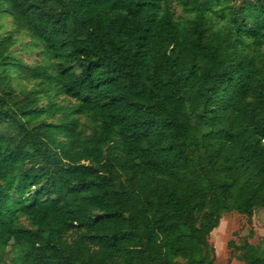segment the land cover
I'll return each mask as SVG.
<instances>
[{
  "label": "trees",
  "instance_id": "16d2710c",
  "mask_svg": "<svg viewBox=\"0 0 264 264\" xmlns=\"http://www.w3.org/2000/svg\"><path fill=\"white\" fill-rule=\"evenodd\" d=\"M0 12V264H220L223 213L264 208V0ZM19 31L40 62L12 53ZM238 249L264 264V233Z\"/></svg>",
  "mask_w": 264,
  "mask_h": 264
},
{
  "label": "rangeland",
  "instance_id": "374dc122",
  "mask_svg": "<svg viewBox=\"0 0 264 264\" xmlns=\"http://www.w3.org/2000/svg\"><path fill=\"white\" fill-rule=\"evenodd\" d=\"M175 7V15L177 17L184 16L182 7L173 2ZM216 22L222 24V18L216 16ZM12 17L0 12V37L5 36L11 30H14ZM14 44L11 51L14 55L23 59L29 65L40 62V50L35 47L34 40L26 31H19L14 33ZM60 98H63L62 96ZM58 101V100H57ZM47 100H42L41 104H45ZM33 188L32 191H34ZM21 223L28 226L25 218L20 219ZM264 233V208H259L255 211L252 221L249 222L246 215L231 209L223 213L219 225L210 233L208 241L214 249L215 260L220 264H244V261L239 258L240 249L238 247L245 241L257 244ZM20 250L17 248L8 249L5 254V260L8 264H21L19 262ZM180 259L179 264H183Z\"/></svg>",
  "mask_w": 264,
  "mask_h": 264
}]
</instances>
